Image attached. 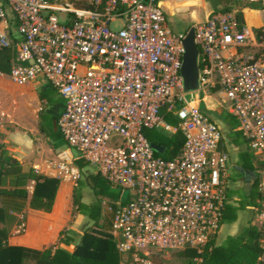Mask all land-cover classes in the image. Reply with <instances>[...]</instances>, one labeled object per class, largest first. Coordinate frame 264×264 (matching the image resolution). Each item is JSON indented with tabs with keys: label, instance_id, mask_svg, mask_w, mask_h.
Segmentation results:
<instances>
[{
	"label": "built area",
	"instance_id": "1",
	"mask_svg": "<svg viewBox=\"0 0 264 264\" xmlns=\"http://www.w3.org/2000/svg\"><path fill=\"white\" fill-rule=\"evenodd\" d=\"M241 1L264 9V0ZM191 27L198 90L186 92L187 31L170 29L160 0H0V50L15 52L8 78L20 87L42 79L59 95L64 142L118 193L108 234L121 264H169L185 251L202 264L215 240L229 200L228 156L220 127L201 110L207 98L235 119L254 160L252 225L264 264V24L248 26L235 7ZM6 119L0 109V127ZM147 130L179 134L177 156L156 155ZM47 171L72 186L81 178L65 160ZM25 232L21 219L15 234Z\"/></svg>",
	"mask_w": 264,
	"mask_h": 264
},
{
	"label": "crops",
	"instance_id": "2",
	"mask_svg": "<svg viewBox=\"0 0 264 264\" xmlns=\"http://www.w3.org/2000/svg\"><path fill=\"white\" fill-rule=\"evenodd\" d=\"M235 1L160 0L164 6H169L170 2H178L179 11L200 2ZM239 2L244 3L241 0ZM78 3L84 5V2ZM219 7L220 3H212V11L206 16L220 10ZM238 17L250 27H260L264 24V9L261 4L244 3L238 7ZM12 26L11 21L8 30L10 33L13 32ZM183 29L180 27V30ZM186 31L185 28L184 31L173 32ZM20 97L26 99L22 103L24 108L19 106ZM63 105V100L44 80L20 87L13 84L7 74L0 73V109L7 115L5 123L0 127V264H16L20 256L18 249L21 248L37 251L62 248L72 253L81 243L86 227H91L92 223L86 217L77 212L72 216L74 186L52 177L47 171L50 164L65 160L76 165L75 162L79 160L77 152L74 150V154L73 149L66 145L57 127ZM200 107L222 131L219 151L228 156L227 205L237 209L236 220L221 224L214 240L216 246H221L227 238L239 235L255 218V207L251 205L256 179L255 164L238 131L235 119L217 107L211 98L202 100ZM89 167L82 171L88 173ZM30 176H43L59 181L51 212L45 213L31 208L35 180ZM105 199L109 200L104 198L102 204ZM93 201L92 197L81 199L86 205ZM21 219L26 223V232L17 235L15 230ZM86 264L100 263L88 261Z\"/></svg>",
	"mask_w": 264,
	"mask_h": 264
},
{
	"label": "trees",
	"instance_id": "3",
	"mask_svg": "<svg viewBox=\"0 0 264 264\" xmlns=\"http://www.w3.org/2000/svg\"><path fill=\"white\" fill-rule=\"evenodd\" d=\"M78 5L82 6L81 3H78ZM230 10L229 8L223 9L224 12ZM14 54L15 52L10 48L0 50V73H9ZM168 122H170L169 119ZM144 135L150 144L165 149L164 153L159 155L163 159H172L177 156L183 145V139L179 134L166 136L154 130H147ZM75 163L81 174L83 173L82 170L89 166L80 159ZM96 175L92 188L94 201L89 205L82 203V195L79 192H76L73 198V207L77 214L89 219L92 225L95 226V230L101 220L102 200L104 198H108L112 202L118 200V193L112 190L98 174ZM30 177L35 180L34 192L30 200L31 208L45 213L51 212L59 181L43 176ZM82 184L79 182L80 186ZM257 186L258 181L255 179L251 195V205L254 207L257 206V200L260 198ZM236 212V208L226 205L223 211L222 224L235 221L237 218ZM90 229H86L81 243L72 253L62 248H55L54 250L49 248L43 251L21 248L18 249L20 256L16 264H86L88 261L99 262L100 264H120V257L109 234L101 233L98 229V232L94 233ZM260 238V230L250 224L239 235L227 238L221 246H216L214 241L211 242L200 256L202 264H258L262 254ZM176 255L179 259L184 260L186 264H194L193 259L198 257L194 251H185Z\"/></svg>",
	"mask_w": 264,
	"mask_h": 264
},
{
	"label": "rangeland",
	"instance_id": "4",
	"mask_svg": "<svg viewBox=\"0 0 264 264\" xmlns=\"http://www.w3.org/2000/svg\"><path fill=\"white\" fill-rule=\"evenodd\" d=\"M176 3L178 5V2H170L169 6L162 5L163 10L167 14L169 27L174 32L184 31L185 28L186 30H188L192 26V24L197 22H202L205 19L206 14L212 11V3L214 4L220 3V7H219L220 10L224 8H229L232 10L235 7L238 8L244 5V3L239 2V0H236L235 2H200L197 5L194 4V6H189L187 9L179 11L177 9V7L179 8V5L177 6ZM171 13L173 15H171ZM180 27H183L184 29L180 30ZM18 102H19V106L21 108H24L22 106V103L26 102V99L24 97H20L18 98ZM90 167L92 168L90 169ZM90 167L88 169L89 170L88 173L83 172L81 174V178L79 182L83 183L82 186H80L78 182L77 186L72 187V191L75 190V192L73 193V198H74V194L76 192H79L82 195V198L85 197L87 199L89 197H92L94 199L92 188L97 175L95 174L96 172L95 167L93 166ZM262 195H264V193ZM127 196H128V192L125 191L124 198H126ZM241 196H243V194ZM113 208H114V204H111L109 200L105 199L104 203L102 204L101 220L99 224L96 226V230L94 229L95 226H93L92 224L91 227H86V229L91 228L90 230H92L94 233L98 232L97 231L98 229L99 232L107 234L109 231V225L112 218V211L114 210ZM71 212H72V216L74 217L76 215V211L74 207H72ZM169 264H186V262L182 259H179L177 256H173Z\"/></svg>",
	"mask_w": 264,
	"mask_h": 264
},
{
	"label": "water",
	"instance_id": "5",
	"mask_svg": "<svg viewBox=\"0 0 264 264\" xmlns=\"http://www.w3.org/2000/svg\"><path fill=\"white\" fill-rule=\"evenodd\" d=\"M183 61L180 69L186 92L198 90V50L194 43V30L190 27L183 39ZM155 153L162 155L165 149L161 146L151 144Z\"/></svg>",
	"mask_w": 264,
	"mask_h": 264
}]
</instances>
